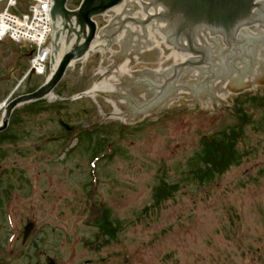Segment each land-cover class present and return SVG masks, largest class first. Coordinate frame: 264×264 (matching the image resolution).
I'll return each instance as SVG.
<instances>
[{
  "label": "rangeland",
  "instance_id": "1",
  "mask_svg": "<svg viewBox=\"0 0 264 264\" xmlns=\"http://www.w3.org/2000/svg\"><path fill=\"white\" fill-rule=\"evenodd\" d=\"M28 4L20 0V11ZM95 62L98 53L83 72V62L72 65L52 94L90 90L102 75L90 77ZM28 67V51L0 44V122L8 99L44 83L24 79ZM96 107L110 110L100 95L94 102L45 98L18 107L0 134V206L37 212L35 238L44 240L37 254L49 247L59 254L53 249L63 227V264H264V85L229 89L208 115L176 105L100 121ZM234 127L242 130L237 160L199 180L203 138ZM107 143L113 154L97 163L96 179L91 161L106 155ZM163 181L169 193L159 195ZM102 217L109 242L98 228Z\"/></svg>",
  "mask_w": 264,
  "mask_h": 264
},
{
  "label": "water",
  "instance_id": "2",
  "mask_svg": "<svg viewBox=\"0 0 264 264\" xmlns=\"http://www.w3.org/2000/svg\"><path fill=\"white\" fill-rule=\"evenodd\" d=\"M68 1L53 0L52 76L36 91L14 98L7 104L0 123V133L7 129L13 111L20 105L44 98L48 101L70 99L86 92L73 95L51 94L65 76L67 69L73 63L77 64L87 58L92 49L93 54L98 53V62H95V68L90 77L100 73L102 75L91 91L82 94L81 97L89 94L91 96L87 98L94 102L99 96L97 93H103L100 101H106L110 110L107 112L96 107L100 121L126 122L137 114L128 98L137 100L136 103L141 105L146 100L148 102L149 97L155 96L157 99L160 97L159 101H155L153 105L158 106L153 108L187 106L189 112L206 110L208 115L213 104L225 101L227 90L237 89L228 85L231 80L228 81L225 77L230 78L236 72L244 75L247 71L244 56L251 61L250 65H253L255 54L264 45V0H82L76 10L67 8ZM121 6H124V12L128 14L140 9L143 11L141 19L130 16L123 19L126 13L122 14L118 9L116 12L121 16L116 18V22L119 26L111 23L110 26L98 32L94 19ZM137 14L139 13L135 15ZM110 15L113 17L116 14ZM144 18L146 19L142 20ZM97 22L100 27L106 24L103 18H98ZM128 22L140 25L144 36H150L144 48L149 51L142 52V55L132 53L128 49L123 50L124 53L121 52L120 43L126 44L124 43L126 37L123 38L126 34L124 32L132 36L136 34L138 36L141 32L139 28L136 29ZM127 24L129 27H126ZM149 24L151 26H148ZM124 28L126 30L115 40L118 43H115L113 38L109 39V45L112 44L110 49L104 48L102 43L93 48L96 42L109 38L105 34L110 31L113 34ZM250 30L261 31L253 34ZM62 40L64 50L58 58ZM221 44L225 48L216 57V51L220 49ZM132 48H134L133 45ZM167 49L170 56L168 51L165 53ZM182 53L189 55V58L186 60ZM227 53L231 56L226 63ZM257 57V69L251 76L248 72L244 76L239 74L244 77L242 79L244 86L240 88L264 85V50H260ZM216 60L220 61L222 66L225 65L222 76L217 74L221 68L216 64ZM176 61L182 64L173 65L164 72V69H168ZM85 63L86 61L83 62L82 72ZM203 65L208 67V72L205 68H200ZM214 68H217V73ZM155 72H158L156 76H154ZM249 72L251 73V70ZM205 74H212L211 80L217 78L210 83V86H208L209 77L205 79L208 82L204 89L206 94L204 90H201L200 98H194L191 92L183 90L184 88L191 90L189 86L197 84ZM233 78L235 79L233 83H236L239 76ZM150 81H156L157 84L149 92ZM182 81L189 86H183ZM188 82L190 83L187 84ZM173 91L176 92L165 100L166 94ZM207 91H214V97L207 95ZM162 99L165 101L163 102ZM196 104L199 106L198 109L195 108ZM63 126L68 130L73 129L64 123Z\"/></svg>",
  "mask_w": 264,
  "mask_h": 264
},
{
  "label": "flooded vegetation",
  "instance_id": "3",
  "mask_svg": "<svg viewBox=\"0 0 264 264\" xmlns=\"http://www.w3.org/2000/svg\"><path fill=\"white\" fill-rule=\"evenodd\" d=\"M25 214L27 217L24 219ZM36 214L32 206L26 208L24 215L18 213L13 205L0 206V264H63V227L60 229L62 237L53 249L58 250L59 254L52 251L51 247L37 254V244L44 240L35 238L39 230ZM7 229L9 234L5 238Z\"/></svg>",
  "mask_w": 264,
  "mask_h": 264
},
{
  "label": "built area",
  "instance_id": "4",
  "mask_svg": "<svg viewBox=\"0 0 264 264\" xmlns=\"http://www.w3.org/2000/svg\"><path fill=\"white\" fill-rule=\"evenodd\" d=\"M3 1H7V7L4 10L1 8ZM36 1V6L31 9V15L18 18L9 12V9L15 6L16 1L0 0V40L9 36L18 42L23 40L34 42L38 49L32 60V66L37 73L41 74L48 56L43 45L51 30L48 16L51 0Z\"/></svg>",
  "mask_w": 264,
  "mask_h": 264
},
{
  "label": "trees",
  "instance_id": "5",
  "mask_svg": "<svg viewBox=\"0 0 264 264\" xmlns=\"http://www.w3.org/2000/svg\"><path fill=\"white\" fill-rule=\"evenodd\" d=\"M244 116L240 117L244 118L245 122ZM241 134L242 130L237 131V128L234 127L231 128V135L222 133L217 134L216 136L203 138L205 146L201 149L199 155L204 166L199 167L197 169V172L195 173L196 177H198L199 180H205L207 178L209 179L213 175H222L227 171L229 165H232V163L234 164L235 160H237L235 158V147L237 145V139H240V137H242ZM168 188L169 186L167 185V183L163 181L159 186V195L168 194ZM161 200H163V198H157L156 204H159ZM104 220L103 217L101 219H98L97 224L98 228L101 231V237H104L105 239H107V242H109L107 237L109 235L112 236V231L110 230L107 221Z\"/></svg>",
  "mask_w": 264,
  "mask_h": 264
},
{
  "label": "bare ground",
  "instance_id": "6",
  "mask_svg": "<svg viewBox=\"0 0 264 264\" xmlns=\"http://www.w3.org/2000/svg\"><path fill=\"white\" fill-rule=\"evenodd\" d=\"M61 46H63V40H62ZM62 54H63V52H59V57L58 58H60ZM227 94H228V90H227ZM227 94H226V96H227Z\"/></svg>",
  "mask_w": 264,
  "mask_h": 264
}]
</instances>
